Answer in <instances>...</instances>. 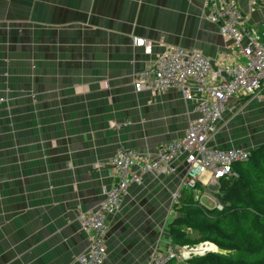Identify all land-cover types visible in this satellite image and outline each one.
Wrapping results in <instances>:
<instances>
[{"label": "crops", "instance_id": "obj_1", "mask_svg": "<svg viewBox=\"0 0 264 264\" xmlns=\"http://www.w3.org/2000/svg\"><path fill=\"white\" fill-rule=\"evenodd\" d=\"M206 1L0 0V264H78L90 245L80 216L114 185L117 150L152 155L186 135L196 100L173 88L136 91L134 81L169 46L198 49L215 70L239 60ZM238 2L262 29L264 0ZM135 38L151 41V52ZM237 118L264 126V101L231 98L209 145L264 143V128L253 137L223 131ZM173 164L169 176L142 174L107 214L104 264H148L184 248L171 244L167 224L188 164Z\"/></svg>", "mask_w": 264, "mask_h": 264}, {"label": "built area", "instance_id": "obj_2", "mask_svg": "<svg viewBox=\"0 0 264 264\" xmlns=\"http://www.w3.org/2000/svg\"><path fill=\"white\" fill-rule=\"evenodd\" d=\"M206 5L211 21L220 25L225 41H232L231 47L239 60L215 70L212 61L198 49L169 46L136 75L134 86L137 91L177 89L185 100H196L198 115L189 120L184 137L162 144L152 155H142L134 149L117 150L112 159L114 185L105 191L99 208L80 216L82 228L90 234V245L78 257V264H104L107 214L119 208L129 185L140 183L142 174L172 175L175 169L177 172L173 162L183 157L188 172L180 188L201 186L203 175L209 176V181L203 183L208 187L231 176L234 164L246 162L251 157L248 148H217L210 146L209 141L217 132V122L231 98L253 97L264 101V28L248 27L237 0H207ZM134 44L148 52L152 50V43L144 38L134 39ZM4 101L0 97V106ZM133 167L138 171L132 172ZM180 194L178 189L172 198L176 199ZM207 195L213 196L210 192ZM186 252L187 255L192 253L189 249ZM174 258L172 251L157 252L148 264H169Z\"/></svg>", "mask_w": 264, "mask_h": 264}, {"label": "trees", "instance_id": "obj_3", "mask_svg": "<svg viewBox=\"0 0 264 264\" xmlns=\"http://www.w3.org/2000/svg\"><path fill=\"white\" fill-rule=\"evenodd\" d=\"M251 152L247 162L234 164L233 174L219 180L216 196L222 209L206 207L196 199L198 186L183 190L173 204L167 224L172 245L195 247L208 242L218 248L192 255L184 264H264V143Z\"/></svg>", "mask_w": 264, "mask_h": 264}, {"label": "rangeland", "instance_id": "obj_4", "mask_svg": "<svg viewBox=\"0 0 264 264\" xmlns=\"http://www.w3.org/2000/svg\"><path fill=\"white\" fill-rule=\"evenodd\" d=\"M207 2V1H206ZM207 6V5H206ZM207 9H208V7H207ZM208 11H209V9H208ZM209 15H210V11H209ZM244 17H245V19H246V16L244 15ZM210 21H211V19H210ZM214 23V22H213ZM216 24H218V23H216ZM246 24H247V20H246ZM219 25V24H218ZM248 25V24H247ZM220 26V25H219ZM250 26H252V25H250ZM220 30H221V28H220ZM222 34V33H221ZM223 36V35H222ZM224 37V36H223ZM230 42H232V41H230ZM232 45H233V43H232ZM231 47V46H230ZM184 48V47H183ZM185 49H187V48H185ZM134 84H135V81H134ZM244 103V102H243ZM247 107H248V109L249 110H253L254 109V107L251 105V104H247ZM223 117V116H222ZM222 119V118H221ZM220 119V120H221ZM219 120V121H220ZM219 121L217 122V127H218V123H219ZM262 122L260 121V119L259 120H256L255 121V119H252V120H250L249 118L244 122V124L243 123H240V120L237 118V119H235V120H232L230 123H229V125H228V127H226L225 129H223V131H227V132H233L235 129L236 130H238L237 132H244V133H247V134H250V137H253L255 134H256V132H258L259 130H261V129H263L264 128V126L261 124ZM257 129H259L258 131H256ZM215 134L216 133H214L213 135H212V138L215 136ZM167 144H169V143H165V144H163V145H167ZM218 148V147H217ZM176 173V169H175V171L173 172V173H171V174H175ZM180 183H181V181H180ZM212 186H215L213 189H219V184L217 185V182H213L212 183ZM212 195L214 194L212 191L210 192ZM174 194V193H173ZM173 194H172V197H173ZM179 198H180V196L178 195V197L176 198V199H174L173 198V200H174V203H176V202H178V200H179ZM207 198H209L210 200H213L214 202L212 203V202H209L208 200H207ZM202 200L204 201V205L206 206V207H209V208H218V209H222V205L220 204V201H219V199H218V197L217 196H210V195H208L207 197H203L202 198ZM173 203V204H174ZM80 220V219H79ZM81 224V223H80ZM196 247V246H195ZM189 250H190V252H194V250L198 253V252H202V251H205V250H210L211 248L208 246V245H198L194 250H193V248L192 247H189L188 248ZM176 251H177V249H176ZM178 253H176V256H175V260H178L179 262H180V259H181V257H179L181 254H179V252H180V249L177 251ZM187 254V253H186ZM192 255H195V254H192ZM191 255V256H192ZM185 261V260H184Z\"/></svg>", "mask_w": 264, "mask_h": 264}, {"label": "clouds", "instance_id": "obj_5", "mask_svg": "<svg viewBox=\"0 0 264 264\" xmlns=\"http://www.w3.org/2000/svg\"><path fill=\"white\" fill-rule=\"evenodd\" d=\"M243 12V11H242ZM136 39V38H135ZM148 41V40H147ZM151 42V41H150ZM152 43V42H151ZM135 87V86H134ZM136 90V89H135ZM137 91V90H136ZM182 94V93H181ZM183 96V95H182ZM1 97V96H0ZM4 98V97H3ZM235 98V97H234ZM243 98H245V97H243ZM251 98H253V97H251ZM5 100H6V98H4ZM5 102V101H4ZM3 102V103H4ZM2 103V104H3ZM1 107V106H0ZM224 115V114H223ZM218 128V127H217ZM210 142V141H209ZM239 147V146H238ZM230 148H232V147H230ZM244 148V147H243ZM248 149H250L251 150V148H248ZM137 151V150H136ZM247 162V161H246ZM240 163V162H239ZM219 184V183H218ZM199 187V191H196L195 193H198L199 194V197H196V199H199L200 201H201V199H200V192H203V190H210L209 189V186L208 187H204V186H198ZM212 187H215V186H212ZM182 189V191L183 190H185V189H183V188H179V190H181ZM195 189V188H194ZM187 190V189H186ZM209 192H211V191H209ZM214 194H213V196H216V193L218 192V191H212ZM182 195V193L180 194V196ZM174 201V200H173ZM203 204H205L203 201H201ZM174 203V202H173ZM106 223H107V220H106ZM106 226H107V224H106ZM106 232H107V230H106ZM105 238H106V235H105ZM203 244H206V243H203ZM202 244H200V246H201ZM188 246H185L183 249H180V253L179 254H181V255H183V256H185V255H187L186 253V250H188V248H187ZM197 247V246H196ZM196 247H192L193 248V250L196 248ZM173 253L175 252V251H172ZM183 252H185V254H182ZM205 252H207V251H202V252H196L195 250H194V252L193 253H191L190 255H187L186 257H190L192 254H195V255H197V254H204ZM175 256H176V252H175ZM185 258V257H184ZM187 258V259H188ZM173 260H175V258L173 259ZM173 260H171L170 261V263L169 264H171L172 263V261ZM185 260H186V258H185ZM105 262V261H104Z\"/></svg>", "mask_w": 264, "mask_h": 264}, {"label": "bare ground", "instance_id": "obj_6", "mask_svg": "<svg viewBox=\"0 0 264 264\" xmlns=\"http://www.w3.org/2000/svg\"><path fill=\"white\" fill-rule=\"evenodd\" d=\"M238 1V0H237ZM261 28H264V26L262 25L261 26ZM225 113V112H224ZM218 129V128H217ZM226 149V148H225ZM180 193H182V189L180 190ZM81 215H83V213L81 214ZM107 230V229H106ZM203 245H208L211 249H216V246L214 245V244H212V243H206V244H203ZM187 248H189V247H187ZM188 254V253H187ZM105 258H106V256H105Z\"/></svg>", "mask_w": 264, "mask_h": 264}, {"label": "water", "instance_id": "obj_7", "mask_svg": "<svg viewBox=\"0 0 264 264\" xmlns=\"http://www.w3.org/2000/svg\"><path fill=\"white\" fill-rule=\"evenodd\" d=\"M205 251H218V248L216 247V249H208V250H205Z\"/></svg>", "mask_w": 264, "mask_h": 264}]
</instances>
